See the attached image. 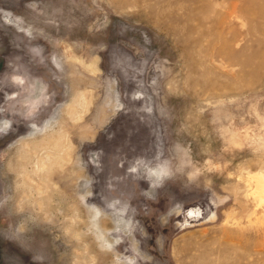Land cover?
I'll return each mask as SVG.
<instances>
[{"label":"rangeland","instance_id":"obj_1","mask_svg":"<svg viewBox=\"0 0 264 264\" xmlns=\"http://www.w3.org/2000/svg\"><path fill=\"white\" fill-rule=\"evenodd\" d=\"M0 264H264V0H0Z\"/></svg>","mask_w":264,"mask_h":264},{"label":"bare ground","instance_id":"obj_2","mask_svg":"<svg viewBox=\"0 0 264 264\" xmlns=\"http://www.w3.org/2000/svg\"><path fill=\"white\" fill-rule=\"evenodd\" d=\"M6 97V96H5ZM2 114H3V112H2ZM49 138L51 139L52 137L51 136H49ZM66 140V139H65ZM65 143V142H64Z\"/></svg>","mask_w":264,"mask_h":264},{"label":"crops","instance_id":"obj_3","mask_svg":"<svg viewBox=\"0 0 264 264\" xmlns=\"http://www.w3.org/2000/svg\"><path fill=\"white\" fill-rule=\"evenodd\" d=\"M11 126L13 127L14 125L12 124Z\"/></svg>","mask_w":264,"mask_h":264}]
</instances>
